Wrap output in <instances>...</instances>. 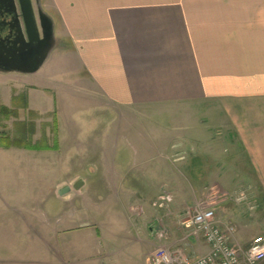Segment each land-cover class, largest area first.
Here are the masks:
<instances>
[{"label":"crops","instance_id":"1","mask_svg":"<svg viewBox=\"0 0 264 264\" xmlns=\"http://www.w3.org/2000/svg\"><path fill=\"white\" fill-rule=\"evenodd\" d=\"M40 6L53 24L54 46L47 59L33 73L0 69V106L15 109L17 119L22 114L20 130L34 135L59 130L60 94L94 111L108 107L136 115L154 105H175L179 110L194 106L183 112L176 130H155L159 139L152 137L154 130L142 133L145 144L141 138L136 141L137 155L144 149L157 156L134 161L131 171L148 175L160 165L161 172L165 168L173 176L179 166L196 175L197 183L233 187L236 195L246 191L237 184L247 183L248 196L243 201L233 198L236 205H221V210L217 199L209 202L226 216L216 215L222 226L225 218L236 224L235 243L246 247L255 236L264 235V0H40ZM34 7L37 13L35 0ZM26 111L30 126L25 124ZM75 126L76 122L70 124ZM74 140L76 147H68L71 159L85 145ZM31 144L32 148L0 143V167L15 166L19 176L26 167L39 166L40 149ZM114 167L120 178L121 171ZM89 169L93 176L99 174L94 164ZM200 190L196 189L198 196ZM78 216L71 211L65 225L31 235L49 258L32 264H96L87 254L76 257L86 246L82 240L87 226ZM17 227L12 228L13 241L23 244ZM149 228L151 236L154 229ZM60 234L68 239L58 249L50 240ZM204 247L208 250L205 242ZM15 248L9 255L1 253L0 263L25 264V252Z\"/></svg>","mask_w":264,"mask_h":264},{"label":"rangeland","instance_id":"2","mask_svg":"<svg viewBox=\"0 0 264 264\" xmlns=\"http://www.w3.org/2000/svg\"><path fill=\"white\" fill-rule=\"evenodd\" d=\"M57 105L59 130H50L49 135L45 130L35 135L32 130L20 133L19 119L22 114L17 119L15 109H8L10 114L0 116V130L6 133L2 137L3 143H21L22 140L36 143L40 147L36 153L41 160L39 166L26 167L23 175L19 176L15 166L0 167V255H9L16 250L15 247H21L25 252V264H32L38 258L47 259L44 256L48 255L47 251H42L41 244L31 235L65 225V218L71 211H77L78 221H84L89 226H86L82 240L86 246L84 244L85 248L76 257L82 258L87 254L90 260L95 259L96 264H148L149 253L164 243H159L157 231L149 235V227L165 230L169 234L167 246L180 245L189 257L207 251L203 239L189 235V229L181 223L190 218L195 205L203 200L217 199L221 210V205H236L233 198L237 189H226L223 184L207 181L197 183L196 175H189L179 166L175 167L178 173L173 176L165 173V168L161 172L160 165L153 166L148 175L131 171L134 161L150 157L156 159L157 156L155 151L144 149L137 155L135 143L140 142L139 138L144 143L142 133L154 130V135L157 133L155 130H176L182 123L183 112L188 110L187 107L193 109L194 106L179 110L175 105H154L136 115L135 112H117L108 107L94 111L92 106L82 101L72 104L62 94L57 96ZM25 116V124L30 126L32 120L27 118V111ZM72 122H76L74 128H70ZM147 136L150 137L149 134ZM74 137L85 142V149L80 146L79 156L71 159L68 147L76 143ZM152 137L159 139L160 136L156 134ZM59 141L61 151H58ZM202 162L208 161L203 159ZM90 164L99 168V174H91ZM115 164L121 171L120 178L115 176ZM193 166L199 170L197 161ZM79 177L88 179L85 186L66 196H58V184H73ZM214 186L217 191L211 192ZM237 186L248 191L247 183ZM199 188L200 196L196 194ZM160 195L165 197V208L153 205ZM18 210H22L23 214ZM217 211L218 217H226ZM153 217L159 222H149ZM61 218L64 221H59ZM16 226L21 230V236L17 238L24 237L23 244L13 241L15 231L12 228ZM93 231L96 232L94 236L91 234ZM67 239L60 234L49 240L61 249L60 244ZM72 239L75 238L72 236ZM33 251L36 253L33 254Z\"/></svg>","mask_w":264,"mask_h":264},{"label":"built area","instance_id":"3","mask_svg":"<svg viewBox=\"0 0 264 264\" xmlns=\"http://www.w3.org/2000/svg\"><path fill=\"white\" fill-rule=\"evenodd\" d=\"M247 196V192L241 191L234 199L243 201ZM154 205L165 207V197L160 195ZM221 222L224 226L216 219L213 203L208 200L197 203L190 218L181 224L190 229L191 235L200 236L208 245V251L189 257L180 246H167L169 235L165 230H159L158 237L164 243L154 248L150 264H260L264 260V235L255 236L247 247H243L233 240L236 224L230 219Z\"/></svg>","mask_w":264,"mask_h":264},{"label":"water","instance_id":"4","mask_svg":"<svg viewBox=\"0 0 264 264\" xmlns=\"http://www.w3.org/2000/svg\"><path fill=\"white\" fill-rule=\"evenodd\" d=\"M0 0V69L33 73L41 68L54 46L53 24L40 0ZM12 47V48H11ZM85 179L58 188L60 196L80 190Z\"/></svg>","mask_w":264,"mask_h":264},{"label":"trees","instance_id":"5","mask_svg":"<svg viewBox=\"0 0 264 264\" xmlns=\"http://www.w3.org/2000/svg\"><path fill=\"white\" fill-rule=\"evenodd\" d=\"M11 113V111L10 110H8V108L7 107H5V106H0V116L1 115H4V114H10ZM26 130H24V132H25ZM21 133H23V130L21 131ZM4 135H6V133H4V132H2L1 133V137H0V143L2 144V145H6V146H10V145H13V144H15V145H24V147H29V148H32L33 147V145L31 144V141H26V142H24L23 140H22V142L20 143L19 141H17V142H13V143H9V144H4L3 143V141H2V137L4 136ZM36 145V144H35ZM37 149H39L40 147L39 146H35Z\"/></svg>","mask_w":264,"mask_h":264},{"label":"flooded vegetation","instance_id":"6","mask_svg":"<svg viewBox=\"0 0 264 264\" xmlns=\"http://www.w3.org/2000/svg\"><path fill=\"white\" fill-rule=\"evenodd\" d=\"M2 20V18L0 19V21ZM12 48V47H11Z\"/></svg>","mask_w":264,"mask_h":264}]
</instances>
